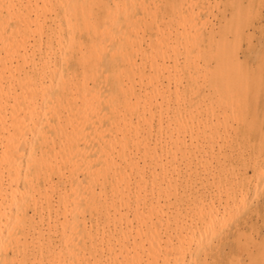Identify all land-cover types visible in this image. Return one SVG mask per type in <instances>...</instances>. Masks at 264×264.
<instances>
[{"label": "bare ground", "instance_id": "obj_1", "mask_svg": "<svg viewBox=\"0 0 264 264\" xmlns=\"http://www.w3.org/2000/svg\"><path fill=\"white\" fill-rule=\"evenodd\" d=\"M182 2L0 0V264H185L186 259L200 263V257L187 244L195 237L191 233L199 234L202 225L219 223V208L213 203L214 198L196 203L187 235L181 228L186 222L183 215L196 200L193 194L194 201L190 200L191 205L188 202L190 208L182 214L189 197L184 195L191 193L187 189L197 190V163L210 164L213 158L215 135L219 134L214 123L218 122L215 105L219 103L215 102L231 98L233 102L237 92L234 87L237 82L240 86V80L247 81V71L240 69L243 73L238 74L240 59L233 48L235 44V50L239 47L240 40L235 44L233 41L242 20H236L233 26V45L225 37L214 41L207 36L202 42L200 29L207 25L206 20L200 18L199 12H192L195 8L186 10ZM199 2L204 6L203 0ZM213 3L218 5L219 1ZM191 6L190 9L195 3ZM236 9L239 15V8ZM246 66L248 70V61ZM203 85L207 91H203ZM239 94L237 98L242 97ZM243 100L240 98V102ZM221 111L218 116H222ZM226 117L218 118L220 123L227 122L222 131L228 126L237 129L238 115L236 125L232 120L228 124ZM219 155L226 157L224 152V156ZM214 161L221 169L219 160ZM222 169L221 173L225 171ZM207 170L214 177L221 175ZM200 176L205 178V174ZM212 180L209 181L213 183ZM203 182L200 183L204 186L207 181ZM228 186L226 190H231ZM232 196L236 197L233 194L229 199ZM225 200L226 197L224 206L229 202ZM237 208L240 210L241 205L232 210ZM230 219H222L220 227L214 226L211 234L209 227L204 228L210 234L205 241L201 239L205 245L226 232ZM241 229L239 232L245 234ZM245 239L246 236L243 242L237 241L242 245ZM247 240L255 239L251 235ZM197 246H203L202 242ZM216 247L215 250L219 246ZM203 251L202 261L206 260V264L207 250ZM232 254L231 264H239L240 258L232 260L239 255Z\"/></svg>", "mask_w": 264, "mask_h": 264}, {"label": "rangeland", "instance_id": "obj_2", "mask_svg": "<svg viewBox=\"0 0 264 264\" xmlns=\"http://www.w3.org/2000/svg\"><path fill=\"white\" fill-rule=\"evenodd\" d=\"M187 2V4H186V2ZM191 0H183V2H182V5H184L183 7L184 8H186V10L188 9V10H193L194 8V10L192 11L193 13H195L194 11H196L197 13H195V14H198V12H199V16H200V18L202 19V18H204L206 21V23L205 24H207V25H204L203 27H201V29H202V31H201V29H200V32L201 33H203V37L202 38H204V39H202V42L204 41H206L207 40V36L209 37L210 36V38L212 39L213 38V40L215 41L216 39L217 40H220L221 38H223V37H225L228 41H230L229 43H233V44H235V43H238L239 41L238 40H240V42H239V47H238V49H236L235 50V48H237V44H235L234 46H236V47H233L234 48V52L235 51H237V52H235V54H236V56L240 59L239 61H240V67H239V69L238 70H242L243 69V71H244V73H246V71H247V73H246V79H245V83H247V88L246 87H244V85H245V83H243V80H240L244 85H242V83L239 81V83H241L240 84V86H237L238 85V82H237V84H236V82H235V84H236V87H234L235 85H234V83H232V89L231 90H233V87H234V90L236 91L237 90V92H238V89H239V92H240V94H239V92L237 93V94H239V96L241 95L242 97H239V98H237L238 97V95L235 93L234 94V96H233V99H234V101H238V99H239V102H230V100H232V98L230 99V97H227L228 99H230V100H228V101H226L227 99H225V100H223V101H220V102H215V104L216 103H219V105L217 104V105H215V107L218 109V112H216L217 113V115H216V113H215V115H216V117H220V119L222 118V119H224L226 116V118H228L227 119V121H228V124H229V122H231V120H232V124L233 125H236V120H237V129H236V127L234 128V127H232L231 129L229 128L230 126H228V124H226V126H228L227 128H224L225 129V131L223 130L222 131V126H224L225 124H223L224 122H226V121H224V120H226V119H224L223 120V122L221 121V123H220V121H219V119L217 118V120H218V122H219V124H218V122H215L216 120V118H214L215 116H213V121H214V123L215 124H217L218 126L220 125V124H222V125H220L219 126V128H218V126H215L216 128H217V133H219V134H217V135H215V137H216V139H217V141H216V139H215V141L214 142H216V143H214V146H213V153L215 154H213V158H212V160H211V163H210V161L208 162V163H210L211 164V167L213 166L214 168H215V165H216V169L214 170L213 169V167L211 168L210 167V164H203V162H201L202 163V165H201V163H200V161L197 163L198 165H200V166H198V165H196L197 166V169H198V171H199V175L194 179V181H195V183H194V185H195V187H196V189L197 190H195V189H192V191H190V190H188L187 188V191H188V193L189 192H191L190 194H188V195H184V197H191V198H187V205H188V202H189V205H191L192 204V201H194V200H196L195 201V203H194V206H193V204L191 205L192 207L190 208V206L188 205H186L185 206V208H183V210H181V213L182 214H184L183 212H185L188 208H190V210L188 209L187 210V213L186 214H184L183 216H184V218H183V216H181V218H183L184 219V221L186 220V222H183V225H182V227L181 228H183L182 229V231H183V233L184 232H186V234L188 235V233H190L191 231L189 230V228H188V223L191 221L190 220V218L189 217H194V213H195V204L197 203L198 205L199 204H202V203H207V202H209V201H212L213 200V203L217 206V209L219 208V210H217V215L216 216H218V218L217 219H219L220 218V220H219V223H216V221L217 220H215V222L214 223H216V224H214V226H216L217 228H219L220 227V224H221V220L223 219H225L226 218V220H228L229 221V219H228V217H231V219H230V222H228L227 223V221L225 222V223H227V224H230V227L229 228H227V229H229V230H227L226 229V232L228 233H223L222 234V236H220L219 238H214L213 239V241L212 242H210L208 245H205V243H204V241L206 240V238H208L209 236L208 235H210L211 233H212V231L214 230V226L212 225L211 227H209V226H207V225H205V226H201L200 227V229L202 228V234H204V235H202V234H200L201 233V230L199 229V234L196 232V233H191L192 234V236L194 237V238H192V237H188V238H192V239H190L189 241H191V240H193L192 242H188V246H189V248L190 249H192V252H193V254H195V252L197 253V256H198V258L200 257V259H198L199 260V262L201 263V264H205V263H203V262H205L206 260L205 259H207V263L206 264H213V263H215V264H231V254L232 253H234V254H232V256L233 255H235V256H238L239 255V257H234V259L232 258V260H236V259H238L239 260V258H240V260L238 261V263L239 264H264V238H263V236H264V225H263V222H264V186H262L261 187V184L262 185H264V182L262 181L263 179H264V175H263V172H264V169H262V168H264V59L262 58V57H264V27H262V26H264L263 24H264V0H258V2H257V0H243V2H242V0H240V1H238V0H207V1H205V0H203V3H204V6H202L201 4H200V2H199V0L197 1V0H192L193 2H190ZM217 2L218 3V1H219V4L217 5V4H214L213 2ZM197 2V3H196ZM206 2V3H205ZM228 2V3H227ZM238 2H239V4H238ZM190 3L192 4V6L190 5ZM193 3H195V6L193 7ZM213 3V4H212ZM227 3V4H226ZM187 5V7H185L186 5ZM211 6H210V5ZM191 7H193V8H191L190 9V6ZM216 5V6H215ZM249 5V6H248ZM260 5H262V6H260ZM197 6H199V8L201 7L202 9L204 8V10H203V12L201 11L202 9H199ZM207 6V7H206ZM213 6H214V8H213ZM226 6V7H225ZM240 6V7H239ZM247 6H248V8H247ZM210 7V8H209ZM216 7L218 8L217 10H216ZM236 7H238L239 9H238V11H239V15H237V12H236ZM212 8V9H211ZM220 8H223V10L222 9H220ZM227 8V9H226ZM255 8H257L256 9V13H255V17H254V12H255ZM249 9V10H248ZM251 9V10H250ZM207 10L209 11L208 13H206L207 12ZM219 10V11H218ZM213 11V12H212ZM263 11V12H262ZM247 13V14H246ZM248 13H250V14H248ZM226 15V16H225ZM232 16V19H231V16ZM234 15V16H233ZM247 15V18L245 17ZM260 15H261V17H260ZM209 17L208 19L206 18V17ZM236 16V17H235ZM242 16V17H241ZM220 18H221V20H220ZM228 18V19H227ZM261 18V19H260ZM242 20V22H240V27H239V32H238V35H239V39H238V35L236 34V36H235V38H237V39H233V35H234V32H232V31H234V28H233V26H234V24H235V22H236V20ZM246 19H248V20H246ZM229 20L231 21V23L229 22ZM260 20V21H259ZM208 22V23H207ZM223 22H225V24L223 23ZM253 22V23H252ZM219 23V24H218ZM246 23V24H245ZM209 24V25H208ZM228 25H229V27H230V30H229V27H228ZM225 26V27H224ZM249 26V27H248ZM245 27V28H244ZM248 27V28H247ZM252 27V28H251ZM244 28V29H243ZM205 29H207L206 30V32H205ZM212 29H214V30H212ZM215 30H216V32H215ZM229 30V31H228ZM253 30H254V32H253ZM198 31H199V29H198ZM208 31H210V34H209V32ZM231 32V33H230ZM262 32H263V34H262ZM216 34V35H214V34ZM221 33V34H220ZM233 33V34H232ZM202 35V34H201ZM212 35V36H211ZM224 35V36H223ZM216 38V39H215ZM220 38V39H219ZM241 39H242V41H241ZM232 40H234L233 42H232ZM245 41V42H244ZM241 43V44H240ZM250 43V44H249ZM232 44V45H233ZM249 48V49H248ZM254 48V49H253ZM181 49H182V46H181ZM244 50V51H243ZM251 51V52H250ZM238 53V54H237ZM245 54V55H244ZM262 54V55H261ZM247 56V58L245 59V57ZM181 57H182V53H181ZM237 58V59H238ZM249 58V59H248ZM182 59V58H181ZM241 60H242V62H243V64H242V62H241ZM246 60V61H245ZM252 60V61H251ZM248 61V70H246V68H247V66H246V62ZM257 64V65H256ZM242 65V66H241ZM243 66H244V68H243ZM242 67V68H241ZM254 67V69H252ZM262 67V68H261ZM256 69H257V71H256ZM241 70L238 72V74H241V73H243V71L241 72ZM250 70V71H249ZM254 70V71H253ZM258 70H260L261 72H262V74H261V72L260 71H258ZM250 75H251V77H250ZM253 75V76H252ZM255 75V76H254ZM242 77H244L243 76V74H242ZM248 77V78H247ZM249 77H250V79H249ZM261 78V79H260ZM259 81V82H258ZM183 83H184V81H183ZM250 84V85H249ZM182 85V84H181ZM234 85V86H233ZM262 85V87H260ZM204 86L205 85H203V91H207V88H206V86H205V88H204ZM230 86V87H231ZM251 86V87H250ZM240 87V88H239ZM242 87H244V89L242 88ZM236 88V89H235ZM247 90V92H246V90ZM254 89V90H253ZM256 89H257V91H256ZM244 90L245 92H242V91ZM250 90H252L254 93H251V91ZM234 92H232V94H233ZM242 93H245V96L244 95H242ZM255 93H256V95H255ZM231 94V93H230ZM231 94V95H232ZM247 94V95H246ZM235 95H237V96H235ZM235 97V98H234ZM245 97V98H244ZM247 97V98H246ZM250 97V98H249ZM240 98L243 100V98H244V100H243V102H240ZM256 98V99H255ZM236 99V100H235ZM256 100V105H255V103H254V101ZM257 100H259V101H257ZM228 102V103H227ZM259 102V103H258ZM221 103H223V104H225V103H227V104H225V105H223V104H221ZM234 103V104H233ZM236 103V104H235ZM237 103H239V105H237ZM253 103V104H252ZM258 103V104H257ZM227 105H228V107H227ZM232 105H233V107H234V110H233V107H232ZM237 105V108L235 107ZM243 105V106H242ZM223 106V107H222ZM227 107V109H226V107ZM255 106V107H254ZM257 106V107H256ZM224 108L223 109V111H221V109L220 108ZM231 107V108H230ZM247 107H248V109H247ZM230 108V109H229ZM238 108H239V110H238ZM241 108V109H240ZM255 108H256V110H255ZM217 109H216V111H217ZM235 109H236V111H237V113H235L234 111H235ZM227 110V111H226ZM229 110H231V112L229 111ZM233 110V111H232ZM246 110H249V111H246ZM254 110H255V112H254ZM219 111H221L222 112V116L221 115H219L218 116V113H219ZM228 112L229 111V113H231L230 114V119H229V113H225V112ZM239 111V112H238ZM223 112H224V115L226 114V116H224L223 115ZM235 114H234V113ZM241 112V113H240ZM247 112H249V113H247ZM258 112V113H257ZM239 113V114H238ZM221 114V113H220ZM238 115V118L236 119L233 115ZM241 114V117H239V115ZM257 114H259V115H257ZM246 115V116H245ZM258 118H257V117ZM262 116H263V118H262ZM224 117V118H223ZM235 118V119H234ZM239 118H242L241 119V121H240V119ZM243 118L245 119L244 121H243ZM248 118V119H247ZM221 119V120H222ZM234 119V120H233ZM261 121H262V123H261ZM227 123V122H226ZM257 123V124H256ZM261 124H262V127H260L261 126ZM241 125V126H240ZM249 125V126H248ZM232 126V125H231ZM245 127V128H244ZM233 128H234V130H236V132L234 131L233 132ZM229 131H228V130ZM221 131H222V133H221ZM227 131L228 132H230V134H229V136L227 135L228 133H227ZM246 131V132H245ZM225 133V135H224V133ZM227 133V134H226ZM231 133L234 135H231ZM238 133V134H237ZM247 134H249V135H247ZM226 137V138H224V137ZM242 136V139L240 138ZM254 138H253V137ZM221 137H222V139H221ZM230 137H231V144H229L230 143ZM237 137V138H236ZM248 137V138H247ZM218 138H219V140H218ZM233 138H234V140H233ZM224 141V143L221 141ZM229 141H227V140ZM255 139V140H254ZM226 140V141H225ZM236 140L238 141V142H236ZM257 141H260V144L259 143H257ZM261 141H263L262 143H261ZM222 142V144H224V145H220L219 143H221ZM244 143V146H243V143ZM225 143H227L228 144V146H227V144H225ZM241 143V144H240ZM218 145V147H217V145ZM239 146H238V145ZM252 144H253V146H252ZM258 144H259V147H258ZM237 146V147H236ZM243 146V147H242ZM229 147H231V148H229ZM234 147H236V148H234ZM218 148H219V150H218ZM225 148H227V152H226V149ZM228 148H229V151L231 150L232 152V154H230L229 155V151H228ZM240 148V149H239ZM245 148H246V150H245ZM257 148H258V150H259V152L261 153V155H260V153H258V150H257ZM217 149V150H216ZM234 149H235V151H234ZM215 150V151H214ZM254 150V151H253ZM219 151V152H218ZM236 151H237V153H238V155L236 154ZM243 151V152H242ZM223 152H224V155L226 156V157H223V158H225L224 160H223V158H222V156H220L219 154H221V155H223ZM240 152V153H239ZM254 152V153H253ZM216 153H219V154H216ZM243 153V154H242ZM252 153V154H251ZM234 154H235V156H234ZM239 154H240V156H239ZM223 155V156H224ZM237 155V156H236ZM241 155H243L244 157H242ZM259 155V156H258ZM250 156V157H249ZM215 157V158H214ZM217 157H219L218 159H217ZM229 157V158H228ZM256 157V158H255ZM262 157V158H261ZM235 159V161H234V159ZM245 159V161H244V159ZM223 161H222V160ZM230 159V160H229ZM255 159H259L257 162L255 161ZM214 160H219V162L218 163H220L221 165L220 166H222L224 169H222V167H221V169L224 171L223 173H224V175L229 171L230 172V174L232 173V174H234V173H237V174H235L236 176H234V175H232L231 177H230V174H229V172L227 173V176H224L223 175V173H221V169H220V167H219V164H217V161H214ZM252 160H253V162H252ZM221 161V162H220ZM224 161H226V162H224ZM231 163H230V162ZM243 161H244V163H243ZM248 161V162H247ZM260 161V162H259ZM237 164H236V163ZM250 162V163H249ZM215 163V164H214ZM224 163H227V164H224ZM241 163V164H240ZM251 163L253 164V163H255V164H253V166L251 165ZM224 164V165H223ZM232 164H234V167H232ZM236 164V165H235ZM249 164V165H248ZM260 164V165H259ZM261 164H263V165H261ZM204 165V166H203ZM229 165V166H228ZM244 165H245V167H244ZM248 165V166H247ZM185 166V165H184ZM184 166H183V169H184ZM208 166V167H207ZM225 166V167H224ZM227 166V167H226ZM232 167V172L230 171L231 170V167ZM236 166V167H235ZM238 166H241L240 168L238 167ZM260 166V167H259ZM218 167V168H217ZM229 167V168H228ZM237 167H238V170H237ZM247 167H249V168H247ZM253 169H252V168ZM201 168V169H200ZM212 170H211V169ZM227 168H228V171H227ZM200 169V170H199ZM205 169V170H204ZM207 169H209V170H211V171H215L214 173H216V174H219L220 175V173H221V175H223V179H224V184H223V179L221 178V175L220 176H218V175H216L217 177H219V179H217V181H216V176L214 177L213 176V173H210V171H208ZM217 169H218V172H217ZM219 169H220V171H219ZM230 169V170H229ZM239 169H241V170H239ZM244 169V170H243ZM246 169H247V171H246ZM205 171V173L204 172H202V171ZM201 171V172H200ZM236 171V172H235ZM238 171H239V173H238ZM241 171V172H240ZM252 172V173H251ZM200 174L201 175H204L205 174V178L204 177H201L200 176ZM209 174H211L213 177H211V176H209ZM246 174L248 175V178L246 177ZM251 174V175H250ZM254 174V175H253ZM257 174V175H256ZM262 175H263V177H262ZM243 176V177H242ZM251 176H254V177H251ZM255 176H259L258 178L257 177H255ZM185 175L184 176H182V182L184 183V181H185ZM207 177H208V179H207ZM224 177H226V178H224ZM250 177V178H249ZM199 179V181L197 182V180L196 179ZM215 179V180H212V179ZM236 178H238V180H239V182H241V180L243 181V182H241V184H242V186H241V184L238 182L237 183V181L235 182V179ZM240 178V179H239ZM260 178L262 179L261 181H258V180H260ZM206 179V180H205ZM226 179V180H225ZM232 179H233V182H232ZM247 179V180H246ZM258 179V180H257ZM209 180H212L213 181V183H211V181H209ZM254 181V183H255V185H256V182L258 183V185H254V183H253V181ZM202 181H204V182H206L205 184H204V186H203V184L202 183H200V182H202ZM209 181V182H208ZM221 183H220V182ZM230 181V182H229ZM249 181V182H248ZM203 182V183H204ZM193 183V182H192ZM199 183L201 184V185H199ZM209 183V184H208ZM213 184V185H211V184ZM218 183H220V184H218ZM235 183V184H234ZM244 183H245V185H244ZM252 183V184H251ZM223 184V185H222ZM239 184V185H238ZM248 184V185H247ZM193 185V186H194ZM208 185V186H207ZM211 185V186H210ZM216 185V186H215ZM224 185H226L225 186V188L227 189V185H230V187L228 186V188H230L231 190H226L227 192L228 191H230V192H226L225 193V190H224ZM233 185V186H232ZM235 185V186H234ZM251 185V186H250ZM198 186V187H197ZM199 186H201V187H199ZM217 186L219 187L217 190H220L221 192H223V193H221L220 191H217L216 190V188H217ZM222 186V187H221ZM236 186H237V188H236ZM252 186H253V188H252ZM255 186V187H254ZM194 187V188H195ZM203 187V188H202ZM208 188V190L206 189V188ZM216 187V188H215ZM234 188V190H233V188ZM221 188H223V189H221ZM241 188V189H240ZM245 188V189H244ZM248 188V189H247ZM202 189H204V191L202 190ZM210 189V190H209ZM214 191H213V190ZM249 189H250V192H249ZM254 189V190H253ZM258 189H259V192H258ZM193 190H195V192L193 191ZM200 190H202V192L200 191ZM236 190V191H235ZM240 190V191H239ZM245 190H247V191H245ZM254 192H253V191ZM186 191V192H187ZM197 191V192H196ZM213 192V193H215L214 194V196H213V194H211L210 196H209V194L211 193V192ZM238 191H239V193H238ZM243 191H245V192H243ZM203 192H206L205 194H206V196H205V194L203 193ZM232 192H234V193H232ZM256 192V193H255ZM196 193H198V196H197V194ZM199 193H200V195H199ZM218 193H219V195H218ZM229 193H230V195H233V194H235V196L236 197H234V196H232V200L234 201V202H232V200L231 199H229V197H230V195H229ZM244 193V194H243ZM247 193V194H246ZM253 193V196H254V194H256L254 197H252V194ZM193 194H195V197H194V195ZM201 194L203 195V196H201ZM241 194V195H240ZM260 196H259V195ZM263 194V195H262ZM223 195V196H222ZM244 195L246 196V197H244ZM251 195V196H250ZM258 195V196H257ZM197 196V197H196ZM221 196V197H220ZM240 196V197H239ZM56 198V196H55V193L53 194V199H55ZM192 197H194L195 199L193 200V198ZM202 198L201 200H198L199 198ZM206 197V198H205ZM216 197V198H215ZM226 197V199L227 200H225L226 202L227 201H229V202H227L228 203V205H223V203L224 204H226L225 202H224V198ZM235 198V200H234V198ZM238 197V198H237ZM208 198H214V199H212V200H210V199H208ZM244 198H246L247 200H249L248 202L246 201V199L245 200H243V201H240V200H242V199H244ZM249 198V199H248ZM219 199V201L217 202V200ZM222 199V200H221ZM240 199V200H239ZM190 200H192V201H190ZM259 200V201H258ZM199 201V202H198ZM201 201H203V202H201ZM207 201V202H206ZM231 201V202H230ZM237 201H238V204H236L237 203ZM246 201V202H245ZM254 202V203H252V202ZM262 201V202H261ZM239 202H242L241 204L239 203ZM218 203V204H217ZM231 203H235V205H231ZM244 203V204H243ZM247 203V204H246ZM250 205V207H248L249 205ZM220 205V206H219ZM237 205H241V209H243V210H239V208H237L236 209V211L235 210H232V208L233 209H235V207H237ZM242 205H244L243 207H242ZM227 208L226 210H227V212H226V210H225V208ZM228 206V207H227ZM230 206V207H229ZM235 206V207H234ZM247 207V209H246V207ZM261 206V207H260ZM232 207V208H231ZM223 208H224V215L223 214H221L222 213V211H223ZM245 208V209H244ZM254 208V209H253ZM257 208V209H256ZM194 209V211L193 212H190V211H192ZM251 209V210H250ZM238 210H239V212H238ZM260 210V211H259ZM230 211V212H229ZM235 211V212H234ZM244 211V212H243ZM252 211H254L253 213H252ZM256 211L258 212V214L259 215H256ZM29 212H31L30 210H29ZM221 212V213H220ZM235 214L236 212L238 213V214H233V213ZM242 212H243V214H242ZM190 213H192V214H190ZM230 213H232L233 214V216H235L234 218H232V214H230ZM181 214V215H182ZM189 214V215H188ZM221 214V215H220ZM248 214V215H247ZM250 214V215H249ZM226 215H229L228 217H226ZM231 215V216H230ZM247 215V216H246ZM252 215V216H251ZM255 215V216H254ZM223 216H225V218L223 217ZM245 217L246 218V221H244L245 220V218L243 219V218ZM182 219V220H183ZM192 219V218H191ZM234 219V220H233ZM259 219V220H258ZM90 219L87 217V224H90V221H89ZM237 220V221H236ZM221 221V222H220ZM239 223V225H238V223ZM246 222V223H245ZM237 223V224H236ZM205 224V223H204ZM218 224V225H217ZM235 224V225H234ZM242 224H244L243 226H242ZM185 225H187V226H185ZM207 226V227H206ZM219 226V227H218ZM206 227V229H208V227H209V232H210V234H209V232H205V230H204V228ZM213 227V228H212ZM216 227H215V229H216ZM244 227V228H243ZM251 227H253V228H251ZM184 228H185V230H184ZM210 228H212V230L210 229ZM234 228V229H233ZM242 228V229H241ZM188 229V230H187ZM233 229V230H232ZM240 229L241 230H245V234H244V231H242L241 233L239 232L240 231ZM251 229V230H250ZM237 231L240 233L239 235H238V233H237ZM230 232V233H229ZM248 232H250L251 233V235H252V238H254L255 240V242L253 241V242H251V241H248L247 240V238H249V236L251 237V235H249L248 236ZM207 233V234H206ZM244 234V236H246V239L244 240V243L241 245L240 243H238V241H237V239L239 240V242L242 240V242H243V239H244V236H241V234ZM249 233V234H250ZM225 234V235H224ZM233 234V235H232ZM242 234V235H243ZM197 235L199 236V238L197 237ZM239 237H238V236ZM202 236V237H201ZM205 238H204V237ZM237 236V237H236ZM201 237V238H200ZM225 237V238H224ZM236 237V238H235ZM196 238V239H195ZM227 238H228V240H227ZM201 239H204V241L203 240H201ZM221 239V240H220ZM197 240V244L198 245H201V242H202V245L203 246H197L196 247V243H194V241H196ZM219 240H220V242H219ZM226 240H227V244H226ZM199 241H201V242H199ZM230 241H231V243H230ZM236 241H237V243H236ZM246 241V242H245ZM199 242V243H198ZM214 242V244L212 245V243ZM216 242V243H215ZM241 242V243H242ZM229 243H230V245H229ZM225 244V245H224ZM237 244H238V246L240 245V246H242L241 248L242 249H238V246H237ZM205 245V246H204ZM223 245H224V247H223ZM218 247V249H216L215 250V247ZM194 247V248H193ZM198 247H200L199 249H198V251H199V253L197 252V248ZM203 247H206L205 249H202ZM216 247V248H217ZM210 248V250H208ZM229 249H230V252H229ZM193 250H196V251H193ZM203 250H207L206 251V256H205V261H202L203 260V258H202V256L205 254V252L203 251ZM212 250V251H211ZM222 250H223V252H222ZM218 251H220L219 253H218ZM227 251V252H226ZM233 251V252H232ZM237 251H240L241 253H239V252H237ZM208 252V253H207ZM212 252V253H211ZM217 253H218V255H217ZM237 253H239V254H237ZM209 254H210V257H209ZM212 256V257H211ZM252 256V257H251ZM209 257V258H208ZM216 259H215V258ZM212 258H214V259H212ZM188 260V261H187ZM189 260H191V259H186V263L185 264H187L188 262V264H195L194 263V260L192 259L191 261H189ZM216 260H217V262H216ZM214 261V262H213ZM235 262V261H234ZM199 263V264H200ZM233 263V262H232ZM236 264V263H235Z\"/></svg>", "mask_w": 264, "mask_h": 264}]
</instances>
